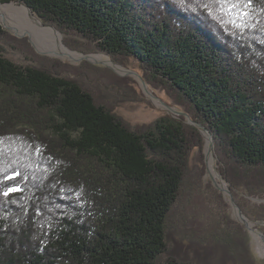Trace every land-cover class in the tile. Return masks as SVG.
Wrapping results in <instances>:
<instances>
[{"label":"trees","instance_id":"16d2710c","mask_svg":"<svg viewBox=\"0 0 264 264\" xmlns=\"http://www.w3.org/2000/svg\"><path fill=\"white\" fill-rule=\"evenodd\" d=\"M0 3L26 5L70 49L134 59L209 130L221 160L264 170V0H252L245 29L221 0ZM0 42L28 62L0 45V264H196L199 245H171L169 219L196 150L204 162L199 127L171 115L133 125L79 67L37 54L1 23ZM7 186L21 191L5 197Z\"/></svg>","mask_w":264,"mask_h":264},{"label":"rangeland","instance_id":"374dc122","mask_svg":"<svg viewBox=\"0 0 264 264\" xmlns=\"http://www.w3.org/2000/svg\"><path fill=\"white\" fill-rule=\"evenodd\" d=\"M30 13L32 18L43 26L41 21ZM0 23L12 35L14 34L6 26L25 34L22 38L14 36L27 39L37 54L61 60L72 67H79L83 72L81 77L86 75L89 87L108 101H114L118 106L117 113L131 124H151L164 115H171L175 118L185 117L187 124L199 127L206 141L203 151L204 162L196 150L190 160L182 196L170 215L171 245H174L177 238L185 245H199L197 248L200 249L199 258L195 255L196 264H264V252L260 248L264 247V170L250 171L233 167L225 157L222 161L217 153L215 140L212 143L205 129L195 123L190 116H186L164 91L147 83L140 64L134 59L126 66L118 64L108 55L93 50L89 44L73 43L74 38L78 39L74 35L70 36L71 42L78 49L67 48L76 54L77 58L82 55H100L102 59L96 60L98 63H93L64 58L54 51L52 38H48L44 45L40 43L35 28L26 18L20 15L7 21L0 18ZM56 32L62 36L65 45L64 35ZM29 35L37 48L30 42ZM0 45L5 49L8 59L17 63H28L21 52L2 42ZM37 49L52 55L41 54ZM130 71L138 73L140 78ZM210 156L214 160L213 171L209 168ZM221 161L229 168L232 184L226 181L219 171ZM217 183L220 186H217ZM226 190H230L232 195ZM239 210L245 219L247 218L251 229L240 219ZM255 233L259 235L260 242L255 239Z\"/></svg>","mask_w":264,"mask_h":264},{"label":"bare ground","instance_id":"6f19581e","mask_svg":"<svg viewBox=\"0 0 264 264\" xmlns=\"http://www.w3.org/2000/svg\"><path fill=\"white\" fill-rule=\"evenodd\" d=\"M19 15L26 18L30 22V24H32V26L36 30V37L42 45L45 44V41L48 38H52L54 40V41L53 40L52 41H53V45H54V51L56 53H58L60 56H62L64 58L77 59L76 54H74L73 52H70L69 49H67L65 47V45L63 44L62 36L60 34H58L54 29L43 27L41 24L37 23V21H35L32 18L31 13L28 11V9H26L24 7H20L17 4H7V5L0 4V18L4 19L5 21L10 20L11 17H16ZM92 57L95 60L102 59V56H100V55L99 56L98 55L92 56ZM213 163H214L213 157L210 156L209 168L211 171L214 170ZM215 175H216V173H215ZM254 235H255V239L258 242H260L259 235H257L256 233ZM260 248L264 252V247L260 246Z\"/></svg>","mask_w":264,"mask_h":264},{"label":"snow or ice","instance_id":"6c2138e0","mask_svg":"<svg viewBox=\"0 0 264 264\" xmlns=\"http://www.w3.org/2000/svg\"><path fill=\"white\" fill-rule=\"evenodd\" d=\"M221 2L227 5V8L224 11L227 15L233 17L230 22L234 27L238 29L254 27V25H249L247 22L248 17L251 15V13L247 9L252 5V0H221ZM20 176V173L14 172L12 175H5L3 180H15ZM0 183H2V181H0ZM19 191H21L19 186H7L6 191L3 192V196L7 197L10 193Z\"/></svg>","mask_w":264,"mask_h":264},{"label":"water","instance_id":"95a60500","mask_svg":"<svg viewBox=\"0 0 264 264\" xmlns=\"http://www.w3.org/2000/svg\"><path fill=\"white\" fill-rule=\"evenodd\" d=\"M8 4H17V3H8ZM3 5H7V4H3ZM18 5V4H17ZM20 7H24V8H26V9H28V11L29 12H31V10H30V8L29 7H27L26 5H19ZM44 27H46V28H52V29H54L55 31H57L55 28H53V27H47V26H45V25H43ZM6 28L11 32V33H13L14 35H16L17 37H23V36H25V34H20L18 31H16V30H14V29H12L11 27H8V26H6ZM29 40H30V42H31V35H29ZM32 43V42H31ZM33 44V46L35 47V48H37L36 46H35V44L34 43H32ZM67 48V47H66ZM68 49V48H67ZM38 50V49H37ZM38 52H40L41 54H45V55H52L51 53H48V52H41V51H39L38 50ZM70 59H72V58H70ZM72 60H76V61H82V60H87V61H89V62H93V63H98L95 59H93V57L91 56V55H82V56H80V58H77V59H72ZM113 68V67H112ZM116 70H118V68H116V67H114ZM113 68V69H114ZM130 73L131 74H133L134 76H137L138 78H140V76H139V74L138 73H136V72H133V71H130ZM142 80V79H141ZM143 81V80H142ZM143 83H144V81H143ZM145 84V83H144ZM201 128H203V129H205V131L207 132V134H208V136H209V138H210V140L212 141V143H214V137H213V135L209 132V130L208 129H206L204 126H202L201 124H198ZM217 186H220L218 183H217ZM226 192L227 193H229L230 195H232L231 194V192H230V190H226ZM236 206V205H235ZM236 208H238V206H236ZM239 209V208H238ZM239 216H240V219L241 220H243L244 222H245V224H246V226L248 227V228H250V223L245 219V217H244V215L242 214V212L239 210ZM251 229V228H250Z\"/></svg>","mask_w":264,"mask_h":264}]
</instances>
